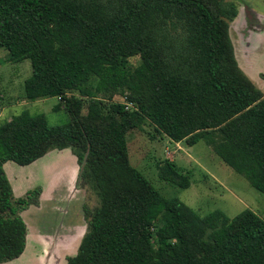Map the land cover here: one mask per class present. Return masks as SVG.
Masks as SVG:
<instances>
[{
  "label": "trees",
  "instance_id": "obj_1",
  "mask_svg": "<svg viewBox=\"0 0 264 264\" xmlns=\"http://www.w3.org/2000/svg\"><path fill=\"white\" fill-rule=\"evenodd\" d=\"M238 15L225 0H0V48L11 63H31L27 100L60 98L71 118L52 127L24 112L0 123V264L24 253L21 212L42 193L16 199L4 164L65 149L81 167L78 187L100 201L84 206L87 232L67 264H264L259 215L201 217L167 199L132 166L127 140L150 122L174 142L203 141L264 194V92L236 59ZM116 97L133 108L108 113L105 100ZM159 177L191 186L170 160Z\"/></svg>",
  "mask_w": 264,
  "mask_h": 264
},
{
  "label": "rangeland",
  "instance_id": "obj_2",
  "mask_svg": "<svg viewBox=\"0 0 264 264\" xmlns=\"http://www.w3.org/2000/svg\"><path fill=\"white\" fill-rule=\"evenodd\" d=\"M225 1L234 2L241 8L246 5L251 10L250 18H253L256 14L260 20L253 24V21L245 15L249 20L248 24L240 25L238 21H234L230 27V36L235 48V56L237 53L241 61L237 59L240 68L264 92V0ZM253 27L255 41L252 40ZM8 57V52L0 48V123L11 121L14 117L28 112L33 116L44 115L48 124L52 127L68 124L71 121L69 114L63 108H58L62 103L60 98L42 99L35 102L27 100L24 83L32 74L31 63L25 61L14 64L9 61ZM131 62L137 66L140 63V59L134 58ZM244 67L250 69L251 73ZM105 101L108 104L106 110L109 113L112 105L114 107L117 104H125L126 97H116L111 101ZM127 105L128 108H133L131 104ZM55 107H57V110H55ZM86 112L87 110H84L83 113L86 114ZM127 140L132 166L143 173L167 199H178L201 217L221 211L227 217L234 218L245 210H251L264 220V194L252 187L243 176L237 174L226 165L207 143L202 141L190 147L186 141L174 142L158 132L150 122L140 130L129 132ZM55 152L61 154L58 150ZM166 160L175 162L181 172L189 176L191 180L190 188L182 189L160 179L159 167ZM59 161L62 160L54 159L50 162L51 165L45 167L48 170L43 171L39 170L38 164L35 165L38 161L28 166H20L14 162H8V165L11 164L16 168L14 171L16 178L22 179L25 176V179L20 180L19 183L14 180L15 182L12 185L10 181L13 188H18V193L14 191L15 198L25 197L30 190H34L39 185H44V183L48 188L51 185L50 177L53 178V174L56 172L55 164ZM69 166L68 164L67 174L62 177L67 181L66 185L69 187L67 189L70 192L74 169L72 166L69 169ZM9 168L7 167L5 172L6 170L8 172ZM81 172L80 167L77 186L78 183L80 184ZM79 188L84 192L82 194L85 197L84 205L83 203H81L82 206L78 205L79 203H75L70 206L71 209L68 208V210H72L71 216V211H68V222L75 220L76 217H73V215L76 214V211L81 212V208H83L84 213V206L94 210L100 205V201L94 191L88 187ZM19 192L22 194L20 195ZM62 214L64 216L67 215L66 211H62ZM84 222L82 231L88 228L86 220ZM79 235H77L76 241ZM69 257L71 256H68L67 259Z\"/></svg>",
  "mask_w": 264,
  "mask_h": 264
},
{
  "label": "crops",
  "instance_id": "obj_3",
  "mask_svg": "<svg viewBox=\"0 0 264 264\" xmlns=\"http://www.w3.org/2000/svg\"><path fill=\"white\" fill-rule=\"evenodd\" d=\"M250 12L251 10L248 9L246 5L242 8L240 6L239 15L235 21H238L240 25H245V23L248 24L249 20L245 17V15L250 18ZM250 19L253 21V24L260 21L256 14ZM252 32V40L255 41L254 27ZM236 59L240 61L237 53ZM244 68L247 69V67ZM247 70L251 73L250 69ZM58 152L61 154H57V152L52 151L45 157L39 159L40 161H36L37 163L35 165L38 164L39 170L43 171L48 170L45 167L47 165H51L50 162L54 159L62 160L55 164L56 172L53 174V178L50 177L51 185L48 188L45 183L44 185H39V187L42 188V193L40 195L38 205H32L28 209L21 212V217L27 226L26 249L24 253L18 259L2 264H67L68 256L74 257L77 255L82 239L87 232V228L82 231L85 224L83 208H81V212L76 211V214L73 215V217H76L75 220L73 219L71 222H68L67 217L68 211H71L70 216L72 215V210H68V208L71 209V205L75 203H79L78 205L81 206V203H83L84 205L85 197L82 195L84 192L77 186V177L80 167L78 166L76 156L73 155L70 149ZM8 162L4 164V170L7 169V167H10L8 172L7 170L6 172L8 173L7 177L10 179L9 181L12 182V185L15 181L19 183L20 180H24L25 176L22 179L14 176L16 168L11 164L8 165ZM68 164L74 169L70 192L68 191L69 189H67L69 188L66 185L67 181L62 177L67 174ZM26 177L31 178L30 176ZM58 177H60V179H58ZM12 189L13 192L16 191L18 193V188L16 189V187H12ZM22 193L19 192L20 195ZM62 211H66L67 215L64 216ZM62 220H64V222H62ZM81 232L82 234H80ZM77 235H79V237L76 241Z\"/></svg>",
  "mask_w": 264,
  "mask_h": 264
}]
</instances>
